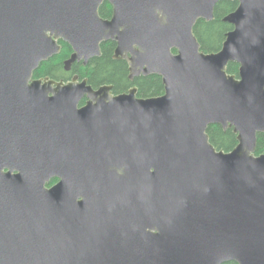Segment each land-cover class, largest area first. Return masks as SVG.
Here are the masks:
<instances>
[{"label": "water", "instance_id": "95a60500", "mask_svg": "<svg viewBox=\"0 0 264 264\" xmlns=\"http://www.w3.org/2000/svg\"><path fill=\"white\" fill-rule=\"evenodd\" d=\"M220 1L0 0V264H264V0H238L207 53L194 28ZM60 40L67 70L115 41L164 93L34 78Z\"/></svg>", "mask_w": 264, "mask_h": 264}, {"label": "trees", "instance_id": "16d2710c", "mask_svg": "<svg viewBox=\"0 0 264 264\" xmlns=\"http://www.w3.org/2000/svg\"><path fill=\"white\" fill-rule=\"evenodd\" d=\"M239 5L238 0H222L215 8V18L207 21L199 19L195 25V34L201 43L204 52H217L221 49L227 33L233 29V25L224 21V16L234 11ZM113 8L109 2H104L100 8V14L104 18L112 15ZM62 49L60 53L53 55L48 60L43 61L34 72L36 78L49 77L51 79L69 80L74 75L80 79L87 78L88 83L93 87L101 85H111L115 93L129 91L132 87L138 88L139 97H152L164 93L162 77L157 74L141 75L134 80L130 79L129 63L124 59L114 58L115 41L109 40L102 43L101 56L94 57L88 64L83 62L73 63L70 70L65 68V61L70 58L73 49L71 45L60 40ZM240 64L230 62L228 72L239 75ZM210 140L219 150L231 151L237 144V134L233 128L224 129L220 124H212L208 128ZM264 153V132L258 135V145L256 155ZM225 264H236L228 262Z\"/></svg>", "mask_w": 264, "mask_h": 264}, {"label": "flooded vegetation", "instance_id": "af4514ba", "mask_svg": "<svg viewBox=\"0 0 264 264\" xmlns=\"http://www.w3.org/2000/svg\"><path fill=\"white\" fill-rule=\"evenodd\" d=\"M106 2V1H105ZM108 2V1H107ZM110 4V3H109ZM112 6V5H111ZM101 8V7H100ZM112 13H113V11H112ZM231 13V12H230ZM229 14V13H228ZM227 15V14H226ZM225 15V16H226ZM112 16V15H111ZM109 18H111V17H109ZM195 29V28H194ZM232 30V29H231ZM195 32V31H194ZM201 44V43H200ZM175 52H176V50H174ZM75 76V75H74ZM73 76V77H74ZM73 77L71 78V79H69V80H64V79H55V80H57V81H61V80H64V81H66V82H68V81H71L72 79H73ZM34 78H36L35 76H34ZM42 78H46V77H42ZM102 86H104V85H101V86H98V87H94L95 89H99V88H101ZM111 93L112 94H114V95H117V94H119V93H115L114 91H113V88H112V90H111ZM87 101H88V97H85V98H83L82 100H81V102H80V104H79V106H84V105H86V103H87ZM60 181V178L59 177H54V178H52L51 179V181H50V183H48L49 184V186H51V185H53V184H57L58 182Z\"/></svg>", "mask_w": 264, "mask_h": 264}]
</instances>
